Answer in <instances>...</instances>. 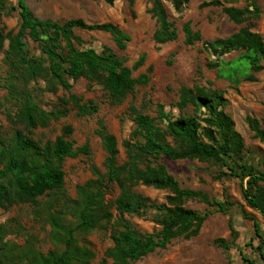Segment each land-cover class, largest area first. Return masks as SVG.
Segmentation results:
<instances>
[{
  "label": "rangeland",
  "instance_id": "obj_1",
  "mask_svg": "<svg viewBox=\"0 0 264 264\" xmlns=\"http://www.w3.org/2000/svg\"><path fill=\"white\" fill-rule=\"evenodd\" d=\"M222 6H203L205 0H189L178 12L172 4L164 1L170 19L178 31L175 41L160 45L154 41L157 26L150 13L152 0H115L113 5L103 0H27L34 15L39 19L65 22L71 19H83L89 24L112 23L128 34L131 41L125 50H120L112 36L99 31L75 30L74 35L80 43L77 48H92L101 53L110 49L127 66L134 69L141 57L145 56L143 66L134 69V77L142 74L149 76L147 85L137 86L124 102L112 105L103 86L92 83L86 78L74 82L70 89H64L51 77H37L27 80L22 73L14 79L20 93H28L34 101L47 112L68 110L65 117L52 121L45 129L26 131L34 139L44 144L55 141L70 126L73 132L67 138L75 147L88 145L90 154L77 158H67L63 163L65 187L60 192H50L39 198V206L18 205L8 210L0 208V226L5 229L3 243L18 248L19 257L9 264H26L24 257L32 253H48L56 247L49 240V216L55 210L63 209L67 221L73 222V206L77 201L78 186L93 177V168L105 173L104 163L107 157L100 137L96 134L99 122L103 121L109 133L118 141V161L127 160V151L123 143L133 138L135 124L131 109L157 118V106L163 105L167 112L178 117L181 91L184 88H201L205 91L223 92L229 104L227 114L233 119L235 131L241 136L243 149L237 158H225L223 163L200 161L198 159L171 161L160 158L170 174L184 189L202 192L212 201L231 202L234 206L226 213L214 212L203 224L198 235L189 239L174 240L167 248L148 254L139 261L129 264H264V214L251 208L245 200L244 191L248 188L250 176L244 175L243 167L251 169L255 175H264V143L255 136L247 118L260 122L264 130V69L254 72L250 65L241 60L242 51H233L220 57L219 61L232 63L230 67L212 68L218 57L204 48V43L226 39L243 28L259 34L264 41V0H257L258 12H253L242 24H235L223 12V7L234 6L254 11L252 0L228 2L219 0ZM10 11L0 12V31L4 35L17 33L19 29L18 0H4ZM190 23L195 32H199L202 41L193 45L185 43L183 27ZM25 51L32 60L45 62L40 43L26 38ZM9 42L0 46V80L13 71L6 61ZM48 66V61L46 62ZM264 66V63L262 62ZM252 78V80L249 79ZM72 97L82 103L93 101L99 105L94 115L80 116ZM18 103L5 88H0V139L10 138L16 128L25 129L22 124L12 120ZM190 105L183 113L192 115ZM233 167L235 172L229 169ZM264 190V182H259ZM134 190L152 201L163 204L170 195L169 191L151 187L136 186ZM119 190L110 198L115 199ZM185 208L199 213L214 211L205 203L187 201ZM113 219L97 228L89 237L95 257L91 264H115L106 258L113 247L112 234L121 229V220L132 223L141 233L150 234L159 227L154 219L160 218L155 210L142 211L140 215H120L113 207ZM255 223L258 224L259 235ZM224 243V245L222 244Z\"/></svg>",
  "mask_w": 264,
  "mask_h": 264
},
{
  "label": "trees",
  "instance_id": "obj_2",
  "mask_svg": "<svg viewBox=\"0 0 264 264\" xmlns=\"http://www.w3.org/2000/svg\"><path fill=\"white\" fill-rule=\"evenodd\" d=\"M103 1L109 5L115 2ZM164 1L170 2L180 12L189 0H152L150 13L157 26L154 41L160 45L178 38L177 28L170 19ZM227 1L231 3L238 0ZM252 2L254 11L225 6L223 12L230 21L242 24L253 12L259 11L257 0ZM210 5L222 6V3L219 0H205L203 6ZM17 7L20 20L17 33L4 35L0 31V46L5 41L9 42L6 61L13 71L4 83L0 80V88L7 89L10 97L18 103V111L12 120L22 124L25 129L16 128L10 138L0 139V208L4 210L18 205L39 206L40 197L64 189V161L90 154L88 145L75 147L67 138L73 132L70 126L65 127L63 134L55 141L44 144L26 132L47 128L52 121L65 117L68 110L47 112L40 108L30 94L17 90L14 79H17L18 74L22 73L27 80L51 77L67 90L72 88L70 80L76 82L86 78L103 86L112 105L122 104L137 86L149 82L147 74L137 78L133 74L134 69L143 66L145 56L132 69L110 49H103L99 53L92 48H77L80 41L74 31L83 30L107 33L113 37L118 49L125 50L131 38L117 25L89 24L80 18L65 22L39 19L27 0H18ZM11 10H16V7ZM10 11L4 0H0V12L8 14ZM183 32L187 45L202 41L201 34L195 32L190 23L185 24ZM27 37L40 43L47 57L45 62L29 58L24 42ZM204 48L218 57V61L210 65L212 68L230 67L232 63L219 61L220 57L233 51H242L244 54L240 59L246 61L254 72L264 69V41L259 34L247 28L226 39L204 43ZM249 79L252 80L251 77ZM71 101L80 116L94 115L99 111V105L93 101L82 103L76 97H72ZM228 104L221 91L184 88L177 104L181 112L178 117L167 112L163 105L157 106L156 119L132 108L135 133L132 139L123 143L127 151V160L123 164L118 161L117 138L100 121L96 134L107 154L105 173L94 167L93 177L78 186V198L72 208L73 222L67 221V213L63 209L55 210L49 216V240L56 249L46 254H28L24 257L25 263L91 264L95 254L88 237L113 219L112 207L120 215H140L146 210L160 213V218L154 219L159 228L150 234H143L132 223L121 220V229L111 236L113 247L106 253V258L113 259L115 264L139 261L148 254L167 248L176 239L194 237L214 212H228L234 206L233 203L212 201L202 192L182 188L168 168L157 162L160 158H166L171 161L198 159L223 163L225 158L239 157L243 141L235 131L233 119L225 110ZM190 105L193 106V114H182ZM247 122L255 136L264 143V130L260 122L252 117H248ZM243 169L245 172L242 176L251 177L244 191L245 200L251 208L264 214V190L259 186V182H264V175H255L254 171L246 167ZM229 170L235 172L233 167ZM139 185L169 191L167 202L158 204L137 193L134 188ZM116 189L119 195L111 199ZM187 201L205 203L214 211L202 214L185 208ZM255 228L259 235L257 223ZM4 238L5 229L1 225L0 264H9L19 257V249L3 243Z\"/></svg>",
  "mask_w": 264,
  "mask_h": 264
}]
</instances>
